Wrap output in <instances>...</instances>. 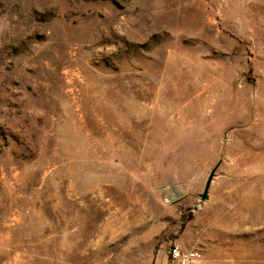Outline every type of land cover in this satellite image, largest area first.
<instances>
[{"label": "rangeland", "instance_id": "rangeland-1", "mask_svg": "<svg viewBox=\"0 0 264 264\" xmlns=\"http://www.w3.org/2000/svg\"><path fill=\"white\" fill-rule=\"evenodd\" d=\"M175 245L264 264V0H0V264Z\"/></svg>", "mask_w": 264, "mask_h": 264}, {"label": "built area", "instance_id": "built-area-1", "mask_svg": "<svg viewBox=\"0 0 264 264\" xmlns=\"http://www.w3.org/2000/svg\"><path fill=\"white\" fill-rule=\"evenodd\" d=\"M170 256L177 264H194L200 261L202 253L198 250H185L175 245L170 248Z\"/></svg>", "mask_w": 264, "mask_h": 264}, {"label": "water", "instance_id": "water-1", "mask_svg": "<svg viewBox=\"0 0 264 264\" xmlns=\"http://www.w3.org/2000/svg\"><path fill=\"white\" fill-rule=\"evenodd\" d=\"M213 177H214V172H212V173L210 174V176L208 177L207 182H206V185H205L204 192L201 194V198H202L203 200H206V199L209 198V189H210V186H211V183H212Z\"/></svg>", "mask_w": 264, "mask_h": 264}]
</instances>
